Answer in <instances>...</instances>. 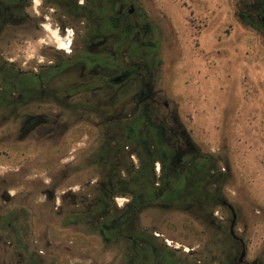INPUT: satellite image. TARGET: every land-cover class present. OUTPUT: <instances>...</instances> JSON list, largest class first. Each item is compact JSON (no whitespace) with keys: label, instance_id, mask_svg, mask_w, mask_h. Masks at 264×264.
<instances>
[{"label":"flooded vegetation","instance_id":"1","mask_svg":"<svg viewBox=\"0 0 264 264\" xmlns=\"http://www.w3.org/2000/svg\"><path fill=\"white\" fill-rule=\"evenodd\" d=\"M239 17L263 32L264 0L245 1ZM156 32L123 0H0V159L8 160L0 166V264H44V252L22 240L51 238L47 228H17L31 207L30 183L16 162L37 155L25 151L28 143L38 150L50 143L52 166L67 171L60 179L50 167L37 180L40 223L91 225L117 264H264L248 256L235 208L221 200L226 220L210 209L225 173L196 148L158 85ZM70 128L74 147L66 153ZM70 175L76 181L65 184ZM16 186L24 191L16 193ZM192 190L202 200L175 196ZM165 202L209 208L204 221L217 251L183 250L188 258L180 260V249L159 243L141 216ZM76 260L96 264L89 255Z\"/></svg>","mask_w":264,"mask_h":264},{"label":"rangeland","instance_id":"2","mask_svg":"<svg viewBox=\"0 0 264 264\" xmlns=\"http://www.w3.org/2000/svg\"><path fill=\"white\" fill-rule=\"evenodd\" d=\"M123 1L157 29L158 85L176 106L196 148L202 155H212V167L225 173L220 197L210 209L226 220L230 215L221 200L230 203L237 213L235 230L249 239L248 256L264 261V31H253L241 21L239 13L247 0ZM73 138L70 128L64 136L66 153H72ZM25 151L37 155L16 161L21 178L30 183L26 199L31 205L17 228L22 232L47 228L51 238L22 242L42 250L39 261L44 264H78L76 258L88 255L96 258V264H117L113 251L91 234V225L40 223L35 201L43 197L36 192L37 180L44 170L55 167V150L50 143L41 150L28 143ZM0 166L7 167L8 160L0 159ZM52 170L60 179L67 175L60 167ZM75 181L70 175L65 184ZM13 190L24 191L21 186ZM208 210L165 202L146 208L141 222L156 229L159 243L180 249L177 257L182 260L188 258L183 250L205 255L217 251L216 238L204 221Z\"/></svg>","mask_w":264,"mask_h":264},{"label":"trees","instance_id":"3","mask_svg":"<svg viewBox=\"0 0 264 264\" xmlns=\"http://www.w3.org/2000/svg\"><path fill=\"white\" fill-rule=\"evenodd\" d=\"M166 167V166H165ZM184 195L183 199H186V200H190V199H194V200H202L201 198H203V193L201 191H186V192H176L175 193V196H180V195ZM164 199H167L168 198H164Z\"/></svg>","mask_w":264,"mask_h":264}]
</instances>
